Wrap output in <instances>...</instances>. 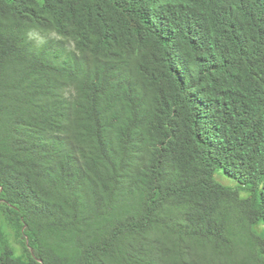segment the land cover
<instances>
[{"label":"trees","instance_id":"16d2710c","mask_svg":"<svg viewBox=\"0 0 264 264\" xmlns=\"http://www.w3.org/2000/svg\"><path fill=\"white\" fill-rule=\"evenodd\" d=\"M0 264H264V0H0Z\"/></svg>","mask_w":264,"mask_h":264},{"label":"rangeland","instance_id":"374dc122","mask_svg":"<svg viewBox=\"0 0 264 264\" xmlns=\"http://www.w3.org/2000/svg\"><path fill=\"white\" fill-rule=\"evenodd\" d=\"M43 40V38H41ZM217 181L226 187H236V184L232 182L231 180L224 178L222 175L218 174L216 177ZM14 246L18 249L19 252H23V248L16 242V240H13Z\"/></svg>","mask_w":264,"mask_h":264}]
</instances>
